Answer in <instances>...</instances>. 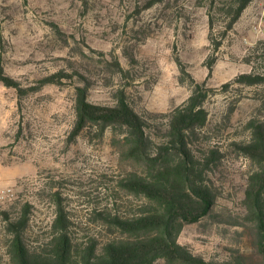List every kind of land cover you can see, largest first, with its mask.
<instances>
[{
    "label": "rangeland",
    "instance_id": "1",
    "mask_svg": "<svg viewBox=\"0 0 264 264\" xmlns=\"http://www.w3.org/2000/svg\"><path fill=\"white\" fill-rule=\"evenodd\" d=\"M144 3L0 0V68L21 89L0 82V186L13 193L0 207L4 264L10 240L4 212L17 216L29 205L25 236L33 246L51 235L58 205L76 244L102 243L118 236L103 214L130 216L144 203L118 187L128 164L109 130L71 138L80 79L92 104L111 106L123 89L139 114L168 113L189 97L194 83L203 84L208 118L198 141L205 151L219 152L207 175L215 204L209 216L184 226L178 242L213 264H263L253 228L241 220L255 166L236 145L249 138L264 83L223 86L250 71L244 59L264 41V0L252 1L231 28L219 12L228 0H164L148 9ZM209 15L218 48L209 41ZM56 74L64 76L40 84Z\"/></svg>",
    "mask_w": 264,
    "mask_h": 264
},
{
    "label": "trees",
    "instance_id": "2",
    "mask_svg": "<svg viewBox=\"0 0 264 264\" xmlns=\"http://www.w3.org/2000/svg\"><path fill=\"white\" fill-rule=\"evenodd\" d=\"M164 0H145L148 9ZM254 0H228L219 9L228 17L231 28ZM214 22L209 15V41ZM248 73L235 77L231 84L257 86L264 83V41L257 42L245 57ZM117 69L122 72L118 63ZM183 72V71H182ZM64 75L56 74L40 81L55 84ZM81 77L79 76V79ZM75 87V121L71 132L74 139L80 133L96 129L99 136L108 130L122 162L128 164L126 175L118 187L144 200L140 210L130 216L103 214L108 226L118 233L102 243L90 240L76 244L69 231V221L60 205L52 224L51 235L40 244L28 243L25 231L29 223V205L17 216L4 212L8 264H213L193 255L178 242L186 225L209 216L215 195L207 183V175L217 162V149H204L198 137L207 123L203 103L207 98L203 84L194 83L189 97L165 114H139L125 91L115 92L113 105H98L88 101V87L80 79ZM192 81V79H191ZM0 82L21 92L17 81L0 68ZM258 116L248 122V140L237 144L239 151L255 166L247 178L242 201L245 223L253 228L257 254L264 264V99L260 100ZM0 264H4L0 260ZM235 264H246L236 261Z\"/></svg>",
    "mask_w": 264,
    "mask_h": 264
},
{
    "label": "built area",
    "instance_id": "3",
    "mask_svg": "<svg viewBox=\"0 0 264 264\" xmlns=\"http://www.w3.org/2000/svg\"><path fill=\"white\" fill-rule=\"evenodd\" d=\"M13 196L11 187L0 186V207Z\"/></svg>",
    "mask_w": 264,
    "mask_h": 264
}]
</instances>
